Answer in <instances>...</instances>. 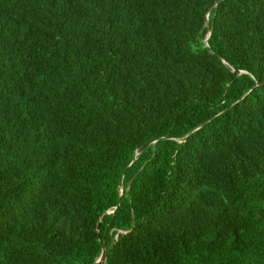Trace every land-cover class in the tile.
I'll return each mask as SVG.
<instances>
[{"label":"trees","instance_id":"16d2710c","mask_svg":"<svg viewBox=\"0 0 264 264\" xmlns=\"http://www.w3.org/2000/svg\"><path fill=\"white\" fill-rule=\"evenodd\" d=\"M103 248L264 264V0H0V264Z\"/></svg>","mask_w":264,"mask_h":264},{"label":"water","instance_id":"95a60500","mask_svg":"<svg viewBox=\"0 0 264 264\" xmlns=\"http://www.w3.org/2000/svg\"><path fill=\"white\" fill-rule=\"evenodd\" d=\"M206 20H207V24H208V26H209L208 16H207V19H206ZM211 32H212V31H211V29L209 28L208 34H207V36H206L205 39H204L205 44H206L207 46H209L208 38L210 37ZM224 62L227 63L225 60H224ZM200 127H201V126H200ZM200 127H198V128H200ZM198 128L192 130V131H191L186 137L182 138L181 141H185V140H187L188 137H189L192 133H194V131H196ZM146 146H147V145H144V146L140 147L139 149H137V151H136V156L139 155V154L143 151V149H144ZM121 192H123V185H122V190H121ZM116 208H117V207H116ZM114 211H115V209H114V210H110V211H108V213H110V212H114ZM125 233H126V232H125ZM106 259H107V252H106V249L103 248V250H102V254H101V256L99 257V259L97 260L96 264H100V263L105 264V263H106Z\"/></svg>","mask_w":264,"mask_h":264}]
</instances>
